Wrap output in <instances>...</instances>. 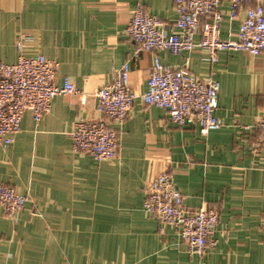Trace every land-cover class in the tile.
Masks as SVG:
<instances>
[{"label":"crops","instance_id":"1","mask_svg":"<svg viewBox=\"0 0 264 264\" xmlns=\"http://www.w3.org/2000/svg\"><path fill=\"white\" fill-rule=\"evenodd\" d=\"M138 3L169 32L178 30L173 0H0V60L16 61L22 38L26 54L59 62L57 84L69 77L81 90L55 96L39 121L26 110L14 141L0 145V182L28 196L12 218L0 204V264H264V151L255 148L264 114V53L220 50L211 62L197 47L135 57L126 28ZM219 9L221 38L236 39L246 8L235 18L229 0ZM156 56L220 80L222 126L207 133L182 128L166 109L137 97L116 157L97 161L77 152L76 120L106 117L96 91L128 62L130 89L144 93ZM163 171L188 209L219 211L217 243L202 258L143 209L147 182Z\"/></svg>","mask_w":264,"mask_h":264},{"label":"built area","instance_id":"2","mask_svg":"<svg viewBox=\"0 0 264 264\" xmlns=\"http://www.w3.org/2000/svg\"><path fill=\"white\" fill-rule=\"evenodd\" d=\"M173 1L178 12L175 22L178 30L174 32H169L163 20L146 10L142 3L134 7L126 31L135 43V57L143 51L159 50L180 55L197 47L207 50L211 62H217L220 50H244L256 56L264 53V0H229L231 18L246 8L236 39L220 36L222 0ZM198 33L201 34L199 40L196 39ZM17 44L20 53L16 61L0 60V145L3 147L14 141L26 110H31L39 121L51 110L55 96L81 91L69 77H65L62 85L56 83L57 60L42 53L26 54L22 38ZM129 77L130 65L126 62L116 70L110 82L96 91L98 109L106 117L76 120L71 137L77 152L90 154L97 161L116 157L121 126L137 97L147 106L166 109L170 119L182 128L198 126L202 133H207L222 126L216 114L221 87L218 78H200L185 66L162 63L158 56L144 93L130 89ZM258 126L261 134L255 148L264 151V114ZM27 200L28 196L19 193L13 185L0 182V204L5 216L15 217ZM143 209L162 227L168 225L177 230L191 255L202 258L217 243L218 209L209 206L188 209L182 192L168 172H160L147 182Z\"/></svg>","mask_w":264,"mask_h":264}]
</instances>
